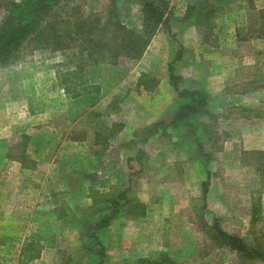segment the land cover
I'll return each mask as SVG.
<instances>
[{
    "label": "rangeland",
    "instance_id": "rangeland-1",
    "mask_svg": "<svg viewBox=\"0 0 264 264\" xmlns=\"http://www.w3.org/2000/svg\"><path fill=\"white\" fill-rule=\"evenodd\" d=\"M110 3L79 0L85 14H111L142 31L136 0ZM263 8L264 0H168L170 25L142 58L91 65L100 90L76 98L58 80L60 52L29 44L0 67V264L162 256L170 264H264L214 244L209 228L217 219L264 246V154L254 153L264 151V39L249 31ZM171 65L180 89L210 97L206 114L176 127L170 121L185 99ZM122 192L129 204L113 206ZM131 205L144 214H130ZM27 244L38 258L23 255Z\"/></svg>",
    "mask_w": 264,
    "mask_h": 264
},
{
    "label": "trees",
    "instance_id": "trees-1",
    "mask_svg": "<svg viewBox=\"0 0 264 264\" xmlns=\"http://www.w3.org/2000/svg\"><path fill=\"white\" fill-rule=\"evenodd\" d=\"M115 0H111L112 5ZM140 5L142 31L126 26L116 16L85 14L81 11L79 0H0V67L10 64L26 45H33V49H47L62 54L56 64L58 80L65 93L72 98L83 94L98 92L100 87L89 78V67L93 64L108 63L117 65L120 58L138 61L142 58L151 37L163 26L168 27V0H136ZM110 3V4H111ZM111 7V5H109ZM210 14V13H208ZM4 15V16H2ZM6 18V19H5ZM257 27H249V31H256L264 39V8L256 13ZM240 36H243L240 33ZM242 38V37H240ZM146 73H142L139 84L147 89L152 82L145 81ZM170 79L175 86L178 96L185 99L179 104L170 121L176 127L193 119L199 114H206L209 107V95L199 89H180L182 77L170 67ZM165 122H158L151 127L156 130ZM264 154V151H256ZM209 177V176H208ZM209 182L203 183L204 193L207 192ZM120 199L129 204L124 192L120 193L111 203L120 205ZM139 204V203H137ZM143 206V205H142ZM141 205H131L130 214L141 216L144 209ZM116 212L115 210L113 213ZM112 213V214H113ZM110 218L98 222V227L107 226ZM210 233L214 244L235 251L240 258L264 261V246L250 245L237 235L228 233L216 219L210 225ZM99 245L100 263L105 258L104 245L96 238ZM33 245L27 244L23 255L32 260L38 258L39 251L30 254ZM145 264H170L167 256Z\"/></svg>",
    "mask_w": 264,
    "mask_h": 264
}]
</instances>
